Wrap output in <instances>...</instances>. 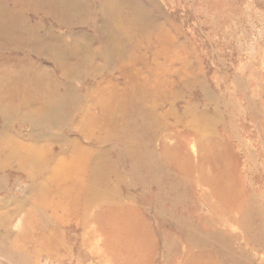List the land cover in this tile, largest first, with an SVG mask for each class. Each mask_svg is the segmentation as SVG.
I'll use <instances>...</instances> for the list:
<instances>
[{"label": "bare ground", "instance_id": "bare-ground-1", "mask_svg": "<svg viewBox=\"0 0 264 264\" xmlns=\"http://www.w3.org/2000/svg\"><path fill=\"white\" fill-rule=\"evenodd\" d=\"M17 2L0 0V175L23 177L30 201L6 213L0 228L25 230L36 258L62 259L66 229L70 252L84 244L86 257L103 264H238L224 256L219 225L233 223L224 222L229 214L240 215L242 227L253 225L257 205L241 202L245 191L229 180L227 164L207 167L217 142L203 138L215 123L209 115L218 113L190 103L187 92L200 75L178 55L172 34L146 16L145 0ZM93 37L101 39L96 50ZM103 48L114 72L99 78L101 68L88 70ZM22 51L49 58L60 76L12 55ZM82 78L93 85L76 88ZM55 128L64 147L51 152ZM149 209L154 225L143 215ZM263 232L261 219L247 234Z\"/></svg>", "mask_w": 264, "mask_h": 264}, {"label": "rangeland", "instance_id": "rangeland-1", "mask_svg": "<svg viewBox=\"0 0 264 264\" xmlns=\"http://www.w3.org/2000/svg\"><path fill=\"white\" fill-rule=\"evenodd\" d=\"M153 2L155 5L148 0L143 4L147 10L146 16L160 22L166 31L172 34V42L178 55L186 58L190 63V70L200 75V79L192 83L187 92L190 103L196 105L197 109L207 108L211 112L214 110L218 113L216 116H211L214 113L209 115L211 119H215V123L211 126V134L203 138L204 141L209 139L205 142L210 140L217 142L216 150L210 152L211 163L207 164V167L227 164L229 180L232 175V178L240 183V193L245 191L246 195L242 196L241 202L245 204L249 199L251 204L257 205L259 211L251 215L253 222L251 226L248 224L244 227L240 226L237 223L240 219L238 214L224 216V222L225 220L233 222L219 225V230L226 236L224 243L221 242L224 256L226 259H230V255L234 256L233 259L238 264H264V232L260 238L252 239L248 236L249 231L254 230L256 221L264 219V0H154ZM43 22L49 21L43 20ZM82 29L89 31L90 34L95 32L94 28L88 26ZM128 36L127 39L130 38ZM94 38L90 41L91 44H88L96 50L101 39ZM13 54L26 55L33 63L41 62L48 74H54V77L60 76L49 58L23 51ZM83 56L92 55L85 53ZM92 57L90 58L94 70H88V73H95L97 68H101L103 73L99 78H105L114 72L112 68L105 66V58H103L107 57L105 48L102 58ZM175 68L181 74V66L177 64ZM34 74H32L33 78ZM178 78L176 84L180 83ZM43 82L41 76L36 79L35 83L40 89L38 91L34 89L35 92L40 93ZM91 83L82 78L75 87L81 89L83 86L93 85ZM81 106L85 107L86 102H82ZM24 129L28 130L27 127ZM58 133L61 134L57 128L50 133L53 142L50 146L48 144V149L51 152H57L64 147L61 140L59 145L55 140ZM190 151L193 159L197 161L200 155L197 142L193 141ZM227 153L233 154L234 158L229 157ZM29 187V183L21 176L0 175L2 191L0 203L2 202L3 205L0 207V223L8 221L6 213L18 210L19 205L25 203L27 199L30 201ZM10 190L14 192L13 196L8 195ZM143 215L154 225L156 216L153 210H144ZM72 228L75 229L74 226ZM65 231L64 235L61 233L66 239L67 246L66 248L64 244V249L60 251L63 258L50 260L34 256V240L27 237L25 230L22 231L19 226L8 228L6 224L3 225L0 228V264H71L74 261L72 264L76 262L103 264L97 257L94 258V262L86 257L90 250L84 244L80 252L77 250L70 252L71 246L67 241L71 238V234L66 229ZM28 233L32 234L29 230ZM37 235L39 238L40 235ZM37 235L33 236L34 239ZM16 236L20 239L17 240ZM18 245L21 248L20 252H23L21 255H18ZM84 258L87 260L83 261ZM81 259L82 261L79 262Z\"/></svg>", "mask_w": 264, "mask_h": 264}]
</instances>
